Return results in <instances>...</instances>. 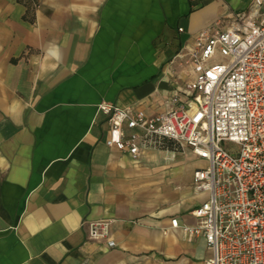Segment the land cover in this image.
<instances>
[{"label": "crops", "instance_id": "0c3cea01", "mask_svg": "<svg viewBox=\"0 0 264 264\" xmlns=\"http://www.w3.org/2000/svg\"><path fill=\"white\" fill-rule=\"evenodd\" d=\"M252 1L0 0V264H205V238L172 220L198 223L207 161L172 141L136 159L109 147L99 106L187 100L195 36ZM102 219L114 247L88 239Z\"/></svg>", "mask_w": 264, "mask_h": 264}, {"label": "built area", "instance_id": "2783aa9c", "mask_svg": "<svg viewBox=\"0 0 264 264\" xmlns=\"http://www.w3.org/2000/svg\"><path fill=\"white\" fill-rule=\"evenodd\" d=\"M185 56L196 72L182 89L187 100L175 94L155 115L100 104L110 124L106 144L134 159L166 139L191 148L208 163L195 172L194 189L210 196L192 212L196 225L176 218L172 227L205 238L212 252L205 264H264V0L234 14L225 30L198 32ZM112 223L90 222L88 239L114 247Z\"/></svg>", "mask_w": 264, "mask_h": 264}, {"label": "rangeland", "instance_id": "374dc122", "mask_svg": "<svg viewBox=\"0 0 264 264\" xmlns=\"http://www.w3.org/2000/svg\"><path fill=\"white\" fill-rule=\"evenodd\" d=\"M221 59V58H220ZM219 59V60H220ZM223 147L226 149V150H228V151H230L231 153H237V151L239 150V147L236 145V144H234V143H231V142H224L223 143Z\"/></svg>", "mask_w": 264, "mask_h": 264}, {"label": "trees", "instance_id": "16d2710c", "mask_svg": "<svg viewBox=\"0 0 264 264\" xmlns=\"http://www.w3.org/2000/svg\"><path fill=\"white\" fill-rule=\"evenodd\" d=\"M167 141H171V140H167V139H166V140H164L163 144H164L165 142L167 143ZM172 142L175 143L174 141H172Z\"/></svg>", "mask_w": 264, "mask_h": 264}]
</instances>
